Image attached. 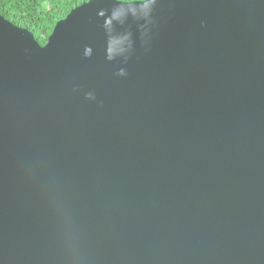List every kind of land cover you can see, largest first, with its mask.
<instances>
[{
	"label": "water",
	"instance_id": "1",
	"mask_svg": "<svg viewBox=\"0 0 264 264\" xmlns=\"http://www.w3.org/2000/svg\"><path fill=\"white\" fill-rule=\"evenodd\" d=\"M0 264H264V0L0 15Z\"/></svg>",
	"mask_w": 264,
	"mask_h": 264
},
{
	"label": "trees",
	"instance_id": "2",
	"mask_svg": "<svg viewBox=\"0 0 264 264\" xmlns=\"http://www.w3.org/2000/svg\"><path fill=\"white\" fill-rule=\"evenodd\" d=\"M91 0H0V15L17 26L29 29L44 46L59 21L77 7ZM143 2L148 0H119Z\"/></svg>",
	"mask_w": 264,
	"mask_h": 264
},
{
	"label": "clouds",
	"instance_id": "3",
	"mask_svg": "<svg viewBox=\"0 0 264 264\" xmlns=\"http://www.w3.org/2000/svg\"><path fill=\"white\" fill-rule=\"evenodd\" d=\"M121 74H123V73H121Z\"/></svg>",
	"mask_w": 264,
	"mask_h": 264
}]
</instances>
